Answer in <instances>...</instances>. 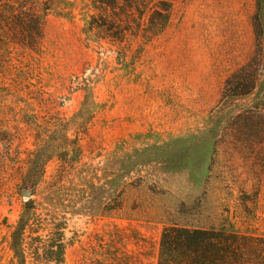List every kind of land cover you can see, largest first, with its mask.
<instances>
[{
    "label": "rangeland",
    "instance_id": "obj_1",
    "mask_svg": "<svg viewBox=\"0 0 264 264\" xmlns=\"http://www.w3.org/2000/svg\"><path fill=\"white\" fill-rule=\"evenodd\" d=\"M35 8L34 47L0 31V264H23L18 220L25 264H156L171 225L264 235V98L220 100L242 65L263 79L256 0H174L122 42L86 33L89 0Z\"/></svg>",
    "mask_w": 264,
    "mask_h": 264
},
{
    "label": "trees",
    "instance_id": "obj_2",
    "mask_svg": "<svg viewBox=\"0 0 264 264\" xmlns=\"http://www.w3.org/2000/svg\"><path fill=\"white\" fill-rule=\"evenodd\" d=\"M38 1L0 0V31L6 33L2 40L8 41L9 38L11 42L31 48L37 44L46 11L38 13L35 8ZM173 1L89 0L91 13L85 17L84 28L90 34L104 31L107 38L119 42L138 35L149 41L165 28ZM149 2H152V11L145 22L144 8ZM133 20H137L135 27ZM142 21L145 27L141 28ZM252 25L256 48L264 66V0H256ZM252 63L240 66L224 81L221 101L228 97H242L254 90L264 98V74L260 81L250 74ZM243 85L245 89L241 90ZM24 229V222L18 220L12 231L14 257L18 263L23 260V264L21 239ZM56 247L62 260L64 244L59 243ZM156 264H264V235L213 227L167 226L160 234Z\"/></svg>",
    "mask_w": 264,
    "mask_h": 264
},
{
    "label": "water",
    "instance_id": "obj_3",
    "mask_svg": "<svg viewBox=\"0 0 264 264\" xmlns=\"http://www.w3.org/2000/svg\"><path fill=\"white\" fill-rule=\"evenodd\" d=\"M23 194H24L25 196H28V195L30 194V192H29V191H24Z\"/></svg>",
    "mask_w": 264,
    "mask_h": 264
}]
</instances>
